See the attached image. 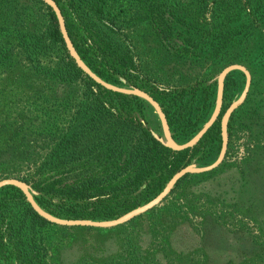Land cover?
Returning a JSON list of instances; mask_svg holds the SVG:
<instances>
[{"label":"rangeland","instance_id":"obj_1","mask_svg":"<svg viewBox=\"0 0 264 264\" xmlns=\"http://www.w3.org/2000/svg\"><path fill=\"white\" fill-rule=\"evenodd\" d=\"M218 1L102 0L142 81L184 90L185 109L192 104L199 118L188 141L216 119L226 81V102L242 115L251 93L255 113L236 118L219 165L190 173L150 210L114 227L45 228L46 264H264V0ZM51 20L42 0H0V181L28 177L83 99V80L55 75L68 58L51 39ZM232 65L250 74L246 94L245 73L227 70ZM145 101L143 117L157 137L188 142L175 141L157 108ZM219 153L194 158L190 166L211 165Z\"/></svg>","mask_w":264,"mask_h":264},{"label":"trees","instance_id":"obj_2","mask_svg":"<svg viewBox=\"0 0 264 264\" xmlns=\"http://www.w3.org/2000/svg\"><path fill=\"white\" fill-rule=\"evenodd\" d=\"M54 1L74 50L96 77L115 87L148 93L160 106L175 141L183 143L194 136L199 118L192 114V104L189 111L185 109L184 90L167 91L142 81L129 44L115 36L113 24L105 18L102 0ZM47 8L52 19L51 39L61 44L68 58L55 75L64 81L83 80L85 91L52 150L28 177L19 179L40 209L66 219H115L153 199L173 174L191 165L194 158L217 157L222 144L221 119L230 106L226 102L227 81L216 119L195 144L173 149L146 126L145 99L104 87L77 66L64 44L54 11ZM228 32L226 29L223 35ZM252 100L251 93L247 94L243 114H237L239 107L229 116L225 156L236 118L248 119L255 113ZM190 175L180 178L171 192ZM52 224L19 187H0V264H46L42 232ZM261 227L264 230V222Z\"/></svg>","mask_w":264,"mask_h":264},{"label":"water","instance_id":"obj_3","mask_svg":"<svg viewBox=\"0 0 264 264\" xmlns=\"http://www.w3.org/2000/svg\"><path fill=\"white\" fill-rule=\"evenodd\" d=\"M42 1L45 2L54 11V13L57 17L59 26H60V31H61V35H62L64 44H65L69 54L71 55V57L74 59L75 63L77 64V66L79 68H81L86 75H88L89 77L98 81L104 87H107V88H110V89H113L116 91H120V92H123L126 94L138 95V96L145 98L146 100L151 102L157 108L158 113L160 114V116H162V118L165 122L164 114H163L160 106L149 96L148 93L141 91V90H138V89H127V88L115 87V86L110 85L109 83L104 82L103 80L99 79L98 77H96L87 68V66L84 64V62L80 59V57L77 55L76 51L74 50V47L72 45V42H71L69 35L67 33V30H66L64 17L62 15L58 5L55 3L54 0H42ZM234 68L241 69L245 73L246 85L244 88V94H246L248 87H249V83H250V74H249L248 70L242 65H232V66L228 67L227 70L234 69ZM235 107H236V104L230 105L228 107V109L226 110L224 116L229 117L230 114L234 111ZM213 121L214 120H212L207 125H205L200 130L198 136L191 141H188V142L180 144V145H177L173 142H170V143L165 142V143L167 145H169L171 148L176 149V150L192 146L193 144H195V142L198 140V138L202 135V133H204L206 131V129L211 125V123ZM166 124L167 123L165 122V125ZM221 135H222V144H221L220 153H219L217 160L213 164L208 165V166H203L200 168H194L190 165L181 168L175 174H173V176L170 178V180L167 182V184L164 186V188L153 199H151L147 203H145V204H143V205H141V206H139L133 210H130L129 212H127V213H125V214H123L120 217L115 218V219L98 221V220H91V219H66V218H59V217L50 216V215H47L42 209H40L37 206V204L33 200L31 193L29 192V188L21 180L15 179V178H7V179L0 181V187H2L4 185H8V184L19 187L25 193L28 201H30L32 203V205L38 211H40L43 215L47 216L48 219L55 224L62 225V226H85V227H97V228L114 227V226H117V225H120L122 223L129 221L130 219L134 218L135 216L140 215V214L150 210L151 208H153L157 204H159L169 194L171 189L175 186L176 182L180 178H182L185 174L195 173V172H205V171L211 170L214 167H216L217 165H219L225 156V152H226V148H227V137H226L225 131L223 130V126H222Z\"/></svg>","mask_w":264,"mask_h":264}]
</instances>
